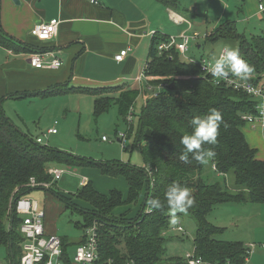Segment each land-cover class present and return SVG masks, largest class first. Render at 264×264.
Segmentation results:
<instances>
[{
    "label": "trees",
    "instance_id": "16d2710c",
    "mask_svg": "<svg viewBox=\"0 0 264 264\" xmlns=\"http://www.w3.org/2000/svg\"><path fill=\"white\" fill-rule=\"evenodd\" d=\"M158 1L180 10L181 0ZM233 25L228 26L234 30L231 38L229 34L220 36L223 30L220 28L207 39L235 41L240 56L254 69L251 75L259 80L264 73V33L253 35L251 40ZM165 39L158 34L151 44L147 73L155 78L147 82L155 88L143 105L134 142L141 150L145 168L120 162H94L40 143L13 123L0 97V245L9 249L12 264H18L17 255L20 258L23 254L21 244L24 242L19 230L22 218L14 211V201L32 189L28 186L32 177L37 182L53 181L47 172L51 164L97 167L104 175L122 176L127 182L126 195L118 189L102 193L90 182L75 194V198L92 207L88 212L82 210L85 224L81 226L85 229L93 221L100 224V264H187L185 257H171L166 249L165 234L173 217L169 214L165 193L174 182L187 187L194 201L186 214L197 224L193 241L196 254L206 264H245L247 247L240 241L222 239L224 228L215 225L211 215L217 205L223 203H264V159L258 156L243 131L246 124L242 116L255 113V101L246 93L205 78L198 64L183 60L175 49L161 52L158 43ZM0 44L8 48L17 46L8 43L1 33ZM162 82L165 85H161ZM92 92L96 94V115L118 105L124 118L133 111L140 93L135 89H128L119 96ZM212 108L221 112L223 123L217 143L203 147L215 152L212 160L222 179L234 177L237 194H230L222 180L207 181L204 178L206 165L192 159L191 154L188 161L180 159L184 150L180 139L191 132L190 120L207 114ZM60 198L67 207H75L68 198ZM150 199H159L164 207L150 209ZM126 206L129 207L126 212L115 213ZM132 212L133 216L128 217ZM181 214L185 213L176 216ZM82 242L83 238L79 244ZM63 244L66 264H70V244L65 239Z\"/></svg>",
    "mask_w": 264,
    "mask_h": 264
},
{
    "label": "crops",
    "instance_id": "0c3cea01",
    "mask_svg": "<svg viewBox=\"0 0 264 264\" xmlns=\"http://www.w3.org/2000/svg\"><path fill=\"white\" fill-rule=\"evenodd\" d=\"M205 1L222 2V0ZM262 3L264 4V0H228L225 9L227 5L231 7L230 4L232 6L234 4L237 21L240 22L243 19L251 22L259 17L264 18V12L259 9ZM149 8H153L154 13L151 14ZM198 8L195 4L190 12L197 14ZM183 10L180 12L171 9L158 0H98L97 4L92 0H19L17 3L14 0H0V33L8 43L17 45L14 48H8L0 44V97L3 100V108L7 109L6 114L8 115L6 103L14 99L39 100L61 93L84 92L93 97L95 102L96 94L92 91L103 95L119 96L128 89L140 92L141 85L145 91L148 87H151L148 90L154 89L155 87L146 79L142 82L138 81L145 64L149 62L151 44L156 36L152 38L150 32L159 31L160 35L165 37L184 31L191 34H202L194 31V22L187 15L189 10ZM179 17L188 19L192 25L178 22ZM54 18H59L61 23L57 35L52 39L43 41L31 34L35 24L48 22ZM232 24L238 29L235 22L224 24L220 28ZM263 33L264 30L254 35ZM208 40L211 39L201 38L194 44L198 48H203V42ZM234 43L238 47L235 41ZM127 48H130L128 55L122 61H117L115 56ZM32 51H42L49 58L58 56L63 61V65L58 69L35 68L29 61ZM85 88H90L92 91H86ZM260 133L262 134L261 131ZM206 172L207 167L205 166L204 173ZM204 178L209 181V177L204 176ZM54 182L56 181H51L49 187H32L26 193L29 194L35 189H43L49 192L54 202L61 200L64 203V207L59 205L54 207L52 203L48 204L49 208L52 206L50 209L52 213L49 214L47 226L45 225L46 232L49 234H57V222L64 214L63 212L69 209L60 196L51 190ZM89 182L92 183L85 177L80 188ZM209 182H215V180ZM120 191L126 195L128 186ZM67 198L75 206L72 210L79 212L84 218L85 213L82 210L85 212L92 210L88 203L75 198V194H70ZM128 208V206L120 207L116 213L126 212ZM43 209L47 215L48 207L44 206ZM214 215L213 210L211 221L218 227L224 228V232L226 228L218 225L216 215ZM254 226L255 235L249 238V241H238L243 242L245 246L251 243L256 244L254 250L256 251L257 239L264 236V230L261 231L262 235L257 237V224ZM79 227L82 228L84 234L83 226L80 224ZM83 234L74 239L61 238L68 241L70 246L77 248Z\"/></svg>",
    "mask_w": 264,
    "mask_h": 264
},
{
    "label": "rangeland",
    "instance_id": "374dc122",
    "mask_svg": "<svg viewBox=\"0 0 264 264\" xmlns=\"http://www.w3.org/2000/svg\"><path fill=\"white\" fill-rule=\"evenodd\" d=\"M227 3L228 0H222L221 3L207 2L205 0H181L180 7L182 9L179 11H184L183 9L189 10L187 15L194 22V31L202 33V36L211 34L222 25L230 22H235L239 31L245 33L251 40L254 34L264 30V18L259 17V19L257 18V20L251 22L241 19L238 22L234 4L233 6L230 4L231 7L227 5L225 9V4ZM192 4L193 6L197 4V7H199L197 14L190 12L191 7H193L191 6ZM149 9L151 14L154 13L153 8ZM229 31L232 35H230ZM182 33L170 36H179ZM227 34H229L228 38H231L234 36V30L224 27L219 35L225 36ZM194 45V43L190 45L187 55L196 62L200 61L202 56L215 58L224 46L237 49L234 41L225 40L224 38L203 42V48H198V46ZM161 85H165V83L162 82ZM151 93V90H147L146 93L142 90L140 91L132 111L133 114H131V121H129V117L124 118L120 115L118 105H113L107 112L96 115L93 97L84 92L61 93L39 100L14 99L6 103L8 108L7 116L22 131L35 138L38 136L42 137L43 144H48L52 148L94 162H123L145 168L146 165L141 150L134 145V142L139 128L143 105L146 99L153 95ZM4 110L7 113V109ZM55 121H57L58 133L48 134L47 131L54 126ZM243 131L251 146L257 150L258 156L264 159V135L247 125L243 127ZM123 135H126L125 139L120 141ZM103 137L106 139L104 140ZM54 166L62 168L65 172H63L59 180L54 182L51 190L65 198L78 192L85 177L102 193H109L114 188L120 190L127 188L126 180L123 177L112 178L106 176L97 167L56 164H51L50 167ZM206 167L205 177L211 178H208L209 181L213 179L215 181L222 180L223 187L229 190L230 194L239 192L234 187V177L226 176V179H222L223 176L215 171L214 166L212 167L211 159H209ZM26 196L36 200L41 208L44 206L48 207V213L45 217L46 226L49 214L52 213L50 212L52 206L49 208L48 204L52 203L54 207L58 205L64 207V203L61 200L54 202L49 192L43 189L32 190ZM80 207H83V205H80ZM214 212L218 225L226 228L221 233L223 239L249 241L248 239L255 235L254 224H257V237L262 235L261 231L264 230V203L251 201L223 203L217 205ZM63 213L56 225L57 234L68 239L80 237L83 234V230L79 227V224H85L83 215L72 210L71 206ZM132 216L133 214L131 213L128 217ZM174 219L176 223H171V226L180 224L186 230L182 234L174 232L172 228L168 229L165 234L167 238L166 249L169 256L184 258L186 253L194 251L193 241L197 224L194 218L187 214L177 215ZM180 236L182 237L179 238ZM23 243L21 244L22 246ZM75 249V246H69L72 261L74 260ZM19 256L17 255L18 262ZM9 257V249L0 245V264H10ZM245 264H264V236L257 239V250L254 251Z\"/></svg>",
    "mask_w": 264,
    "mask_h": 264
},
{
    "label": "built area",
    "instance_id": "2783aa9c",
    "mask_svg": "<svg viewBox=\"0 0 264 264\" xmlns=\"http://www.w3.org/2000/svg\"><path fill=\"white\" fill-rule=\"evenodd\" d=\"M94 3H98V0H92ZM259 9L264 12V4H260ZM178 22H186L191 26V22L186 19L179 17ZM61 23L59 18L51 19L48 22L38 23L31 30V34L37 37L40 40L46 41L52 39L58 33V27ZM152 38L160 34L159 31L150 32ZM212 34V33H211ZM211 34H205L202 36L199 33H188L184 31L179 36H168L165 40H161L158 43V49L162 51H170L175 49L179 52L182 59L198 64L202 71L203 76L208 78L217 85H225L236 91H241L246 93L250 98L255 101V113H246L242 116V119L245 121L247 126H250L253 130L261 131L264 135V74L262 78H258L255 75H250L246 80H242L238 77L229 76L227 80H216L210 75L208 71L205 70L208 66L214 63V58L202 56L200 61H195L193 58L189 57L187 53L189 52L190 45L195 41L203 38L207 39ZM225 47V46H224ZM223 47V48H224ZM221 49V51L223 50ZM130 48L122 50L117 54L116 60L122 61L129 53ZM220 51V52H221ZM219 52V54H220ZM219 54L215 57L218 58ZM31 65L39 69H58L63 65V61L58 56H52L51 58L42 51H33L30 54L29 59ZM204 65V67H203ZM149 63L147 62L144 66V69L138 81L142 82L144 79L147 81L153 77L149 76L147 69ZM149 88V87H148ZM151 89V87L149 88ZM141 90L146 93L144 89ZM155 95H158V91ZM150 97V96H149ZM131 112L129 113V121H131ZM57 121L53 127L49 128L47 131L48 134H56L57 130ZM45 135V134H44ZM126 135H123L120 141L125 139ZM37 141L43 143L42 137L38 136ZM105 140L106 138L103 137ZM214 169L216 167L214 165ZM47 172L52 176L53 181L59 180L63 172L62 168L54 166L49 167ZM51 182H37V180L32 177L28 183L29 187H49ZM14 211L22 218V221L19 225V230L24 237L23 243V254L21 255L18 264H66L65 257V248L63 244V239L58 234H49L46 232L45 227V217L46 212L41 208L36 200L28 198L26 195H20L14 202ZM176 232L182 234L185 233V228L183 225H173L170 226ZM100 224L97 221L87 226L84 229L83 242L79 244L74 253V260L70 256V264H100L98 262L100 257ZM247 247V256L246 261L249 260L250 256L254 253L256 244L251 243ZM185 259L187 264H206L205 260L198 256L195 252H188L185 254Z\"/></svg>",
    "mask_w": 264,
    "mask_h": 264
},
{
    "label": "clouds",
    "instance_id": "9594fccd",
    "mask_svg": "<svg viewBox=\"0 0 264 264\" xmlns=\"http://www.w3.org/2000/svg\"><path fill=\"white\" fill-rule=\"evenodd\" d=\"M204 67V65H203ZM216 80H227L229 76L246 80L254 71L253 67L244 60L237 49L225 46L214 63L205 68ZM223 123L220 111L215 108L202 116H194L190 120L191 132L183 134L180 143L183 152L180 159L188 161L189 154L192 159L201 165H207L209 159L215 157V152L203 147L204 145H215L217 143L219 127ZM166 204L169 214L173 219L170 223L175 224L174 217L177 213H187L194 201L187 187L178 183H172L165 193ZM148 206L152 210H160L164 207L159 199H150Z\"/></svg>",
    "mask_w": 264,
    "mask_h": 264
},
{
    "label": "water",
    "instance_id": "95a60500",
    "mask_svg": "<svg viewBox=\"0 0 264 264\" xmlns=\"http://www.w3.org/2000/svg\"><path fill=\"white\" fill-rule=\"evenodd\" d=\"M16 3L19 2V0H14ZM15 202V201H14Z\"/></svg>",
    "mask_w": 264,
    "mask_h": 264
}]
</instances>
